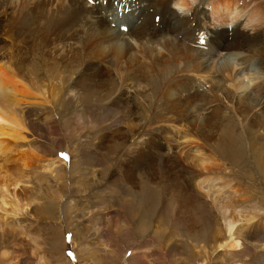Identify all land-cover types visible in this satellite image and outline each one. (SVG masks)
I'll list each match as a JSON object with an SVG mask.
<instances>
[{"label":"rangeland","instance_id":"1","mask_svg":"<svg viewBox=\"0 0 264 264\" xmlns=\"http://www.w3.org/2000/svg\"><path fill=\"white\" fill-rule=\"evenodd\" d=\"M245 1L264 9V0ZM32 28L22 31L5 59L7 43L0 41V63H12L18 55L24 74L33 71L45 84L53 77L59 94L46 107L22 105L24 137L5 139V144L31 149L35 158L28 167L18 161L16 169L12 162L4 167V173L20 180L0 190V264H226L213 236L217 226L226 234L224 214L212 201L221 194L230 196L242 223L253 217L252 244H264V163L259 162L264 158V23L256 37V30L246 29L251 36L244 39V67L236 68H245L246 81L256 82L241 101L230 98L223 113L209 112L207 128L190 122L199 113L189 119L154 108L167 85V70L131 85L110 65L111 79L100 89L89 75L81 79L85 85H76L83 73L75 64L82 54L74 52L71 62L59 60L53 49L57 42L43 40L49 30ZM121 88L130 89L125 98L131 116L113 107L124 100ZM151 139L156 149L144 146ZM204 177L214 178L221 193L205 198L194 191ZM192 194L196 201L186 202ZM192 205L203 209L184 212L187 218L178 215ZM254 255L262 264L260 248L245 258L251 261Z\"/></svg>","mask_w":264,"mask_h":264},{"label":"bare ground","instance_id":"2","mask_svg":"<svg viewBox=\"0 0 264 264\" xmlns=\"http://www.w3.org/2000/svg\"><path fill=\"white\" fill-rule=\"evenodd\" d=\"M204 1L0 0V41L7 43L3 46L2 54L4 59L6 55H12L22 31L25 29V32H29L36 26L44 29V33L49 30L50 33L43 40L57 42L53 49L58 53L59 60L67 57L71 62L75 59L72 56L74 52L82 54V59L79 58L75 64L83 73L75 81L76 85H85L81 79L89 75L94 80V87L100 89L105 81L111 79L108 71L110 65L113 74L131 85L139 84L140 81L149 82L155 72L167 70V85L160 88V103H153L154 108L159 112L181 114L189 119V115L199 113L198 119L190 122L198 124L200 128H207L212 123L209 112L223 113L224 105L230 107V98L241 101L256 82L253 79L246 81L245 68L239 69V72L236 68L238 65L244 67V39L251 36L246 29L256 30L253 37L259 34V25L264 23V9L245 0H207L208 9L205 10L201 7ZM24 7H28L27 10ZM156 17L160 18L158 23ZM228 25L233 26L231 34L228 33ZM208 31L210 36L205 37ZM56 33L58 35L54 37ZM189 37L194 43L187 42ZM22 61L17 55L12 63L9 60L0 63V153L5 151V159H0V190L8 184L16 185L20 180L4 173L7 172L4 167L8 162H12L13 169H16V165H19L16 161L28 167L35 158V152L31 149L5 144L8 136L17 141L24 137V106L46 107L59 94L52 85L53 77L50 84H45L38 81L33 71L24 74ZM250 71L259 72L256 67H251ZM171 72L176 75L173 76ZM26 76L30 78L28 82ZM68 77L65 82L69 81ZM122 89H125V93L121 94L124 100L113 107L131 116L132 108L125 98L130 89L119 90ZM144 146L156 149L157 143L151 139ZM168 149V152L172 150ZM259 162L263 164L264 158ZM45 167L48 168V165ZM15 171L19 172L18 169ZM214 187L215 179L204 177L195 182L193 190L205 198H211L215 191L221 193V189ZM214 196L213 205L222 210L226 225V234L217 226L214 242L219 240L218 246L224 250L227 263L256 264L255 255L251 261L245 258L254 249L260 248L264 252L261 241L252 244L253 217L242 220V223L234 213L229 195ZM189 201H196L195 195L192 194L186 202ZM192 206L180 209L178 215H189L194 210L203 209ZM203 211L198 214L201 220L205 216ZM263 259L260 261L262 264ZM205 260L202 258L200 262L204 263Z\"/></svg>","mask_w":264,"mask_h":264}]
</instances>
